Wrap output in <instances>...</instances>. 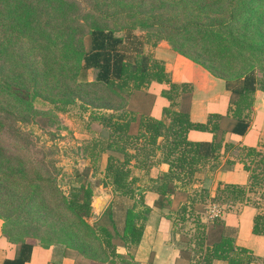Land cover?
<instances>
[{
    "label": "trees",
    "instance_id": "1",
    "mask_svg": "<svg viewBox=\"0 0 264 264\" xmlns=\"http://www.w3.org/2000/svg\"><path fill=\"white\" fill-rule=\"evenodd\" d=\"M138 28L151 48L165 40L175 53L226 81L232 94L229 113L192 122L182 102L193 85L174 83L151 52L138 51L132 58L124 52L121 34ZM89 72L94 79L89 80ZM155 86H162L159 93ZM259 91L264 93V0H0V220L8 241L22 246L17 259L3 264H25L33 248L30 241L44 248L63 245L78 264L81 257L101 264L121 258L116 237L126 247L139 246L154 211L147 193L168 199L176 182L188 186L221 150L238 149L224 144L226 135L247 133ZM38 100L49 108H37ZM134 100L139 107L133 108ZM79 101L91 108L89 127L98 123L107 134L86 144L87 157L99 170L102 155L109 153L102 184L133 201L121 233L88 222L96 216L95 186L85 182L65 193L47 168L44 145L28 131L50 128L58 123V113ZM156 103L161 105L159 117L153 114ZM192 131L210 133L213 141L194 142ZM12 155L29 156L40 171L31 177L26 170H14ZM239 160L250 175L247 188L219 185L211 201L227 206L245 202L249 193L259 195L261 201L252 203L258 209L253 232L264 236V152L242 148ZM133 162L148 175L160 163L170 168L151 179L152 188L142 190ZM19 178V188L13 189L12 180ZM25 187L29 193L20 191ZM201 198L206 204L208 191L203 189ZM196 203L191 199L181 207V221L200 211ZM17 215L27 221L22 223L26 232L19 227L13 233ZM196 222L193 239L185 243L196 264H254V255L222 232V218L204 223L197 217Z\"/></svg>",
    "mask_w": 264,
    "mask_h": 264
},
{
    "label": "crops",
    "instance_id": "2",
    "mask_svg": "<svg viewBox=\"0 0 264 264\" xmlns=\"http://www.w3.org/2000/svg\"><path fill=\"white\" fill-rule=\"evenodd\" d=\"M143 34L133 32L125 35L124 52L132 58V54L143 51L145 46ZM154 59L161 61L167 73L172 77L174 83L193 85L192 94L184 97L185 109L190 114L194 123H206L211 114L227 115L231 106V92L226 81L214 77L202 66L193 63L188 58L175 53L168 43L162 42L156 48H151ZM155 93H159L162 86H155ZM182 97V98H183ZM159 99V103H161ZM153 108V114L160 116L161 105ZM164 104V103H163ZM190 140L200 143H210L213 135L207 132L192 131L189 134ZM226 143H233L238 149L230 151L221 150L209 162L200 167L197 180L201 188L209 193L210 201L216 196V189L219 185H237L246 187L249 184L250 175L245 170L239 156L242 148H257L264 152V93L259 91L252 109L250 126L244 136L228 133L225 138ZM234 164H229V163ZM169 165L160 163L150 171V179H157L162 174L169 171ZM179 182H176V186ZM147 188L148 185L142 184ZM110 193V191H109ZM112 200L106 198L104 194H96L101 201H96V205L101 209L94 208L95 215L104 220L108 208L122 203V228L116 226L114 213L109 215V222L112 225V232L123 231L125 213L131 201L119 195L112 194ZM158 195L148 192L146 199L150 204H154ZM174 199L172 195L170 201ZM107 200V201H103ZM113 200L114 203H113ZM128 203H127V201ZM158 200V199H157ZM260 196L252 193L248 194L245 202H237L227 205V211L222 217L225 227L222 232L235 239L236 245L245 248L256 258L254 264H264V236L256 235L253 232L254 219L258 214V209L252 204L260 202ZM212 202V201H211ZM226 206V205H225ZM174 213H164L154 210L148 219L141 243L137 247H126L123 242L117 243V253L121 258L115 259L112 263L106 264H190L184 257V244H180V237L174 227ZM113 216V217H112ZM117 227V228H116ZM119 238V237H118ZM120 239V238H119ZM121 240V239H120ZM33 244L31 255L25 264H78L75 255L63 245H55L51 248H44L39 241H30ZM21 244L13 245L3 234V222L0 220V264L6 260L17 259L21 254ZM77 260V261H76ZM97 264V263H93Z\"/></svg>",
    "mask_w": 264,
    "mask_h": 264
},
{
    "label": "rangeland",
    "instance_id": "3",
    "mask_svg": "<svg viewBox=\"0 0 264 264\" xmlns=\"http://www.w3.org/2000/svg\"><path fill=\"white\" fill-rule=\"evenodd\" d=\"M138 33H142L143 36H145L144 32L140 30L139 28L135 30ZM134 31V32H135ZM123 37L126 35L122 33ZM166 42L167 41H162ZM161 42V43H162ZM89 43V40L87 41V44ZM147 46H145L143 50V54H147L151 51V46L149 44L145 43ZM130 56H135V54H132ZM95 73L89 72L88 78L89 80L94 79ZM182 102V101H181ZM185 102H182L183 107H185ZM134 107L141 103L139 101L134 100L133 103ZM36 107L39 109H48L49 106L43 101L38 100L36 103ZM129 108V107H128ZM130 109V108H129ZM91 108L85 109L82 106V102L79 101L75 106H72L67 112L58 113V123L54 124L50 128H38L35 127L32 129V127L28 128L30 130L28 131H34V133L38 136V141L40 139L41 145H44L45 150L43 151L44 159L46 160L48 164V169L51 171L52 176L57 178V184L62 188V190L65 193H68L70 188L72 186H77L82 183H88L91 182L95 188H94V196L96 194H104L106 198L112 200V191L111 189L104 188L102 181L105 178V170L108 164V156L109 153H105L102 155L101 160L99 162V170H96L95 166L93 165V162L89 157H87V153L85 152L86 144L91 142L94 138L101 137L105 138L107 137L106 132H103L101 127L98 125V123H92L89 127V123L91 122ZM135 131L136 128H135ZM11 153V152H10ZM122 157V156H120ZM161 153L159 152L156 158H160ZM123 158V157H122ZM12 165H15L16 167L14 170H26L30 174L31 177H35L36 174L34 171H40L37 166H33L30 162L29 156L26 158L18 157L16 158L14 155L11 157ZM23 162V163H20ZM133 175L139 177L140 182L137 184L142 190H147L153 187L152 180L150 179V175L146 174L144 171L138 169L135 167V163H132ZM17 171H14V173ZM87 172V175L82 176ZM22 174V173H21ZM25 175V174H24ZM23 175V176H24ZM81 175V177H79ZM198 174L195 176V180L191 182L188 186H184L179 182L176 187V191L174 194V199L170 201L172 195L168 199H162L158 194V200L154 202V210H159L164 213H174V227L176 228V233L180 237V244H184L185 246V252L184 257L190 261V264H196L195 261L192 260V257L194 256L193 252L189 249L188 245H185V243L191 239H193V236L196 231V219L197 217H201L202 221L205 223V214L207 211V207L211 205L210 200L203 204L201 202V193L203 189L201 188V184L198 183L197 180ZM38 180V179H37ZM19 179H13L12 180V187L13 189L19 188L18 182ZM41 183V182H39ZM142 184L148 185L147 188L144 186L142 187ZM20 191L29 193L30 189L20 188ZM110 191V193H109ZM113 194V193H112ZM191 199H196V207L198 212L195 213V215H187L188 220L183 222L180 220L179 216V210L184 204H187L190 202ZM129 200V199H128ZM115 200H113L114 203ZM127 201V200H126ZM131 201V200H130ZM94 202V200H93ZM128 203V201H127ZM133 201H131L132 205ZM129 207V206H128ZM94 208V207H93ZM205 209V210H204ZM122 203L117 204L108 208L107 214L104 217V220L101 221L99 219L100 217L93 216L88 220V222L91 225L104 224L107 225L110 230H112V225L109 222V215L114 213V217L116 218V226H118V229L122 228ZM113 217V216H112ZM16 221L12 225L13 233L18 234L19 233V227H23V224H27V221L23 216L17 215ZM26 219L27 217L26 213ZM26 221V223H25ZM176 221V225H175ZM16 227V228H15ZM15 228V229H14ZM117 228V227H116ZM25 229V228H24ZM26 232V229H25ZM115 244H121L122 240H120L118 237L114 239ZM191 248H195L196 243L193 241L191 242ZM81 261V262H80ZM79 262L81 264H101L100 261H96L94 259L87 260L81 257V260L79 259Z\"/></svg>",
    "mask_w": 264,
    "mask_h": 264
},
{
    "label": "built area",
    "instance_id": "4",
    "mask_svg": "<svg viewBox=\"0 0 264 264\" xmlns=\"http://www.w3.org/2000/svg\"><path fill=\"white\" fill-rule=\"evenodd\" d=\"M227 211V206L211 203L207 207V211L205 214L206 223H209L217 218H222L225 212Z\"/></svg>",
    "mask_w": 264,
    "mask_h": 264
},
{
    "label": "water",
    "instance_id": "5",
    "mask_svg": "<svg viewBox=\"0 0 264 264\" xmlns=\"http://www.w3.org/2000/svg\"><path fill=\"white\" fill-rule=\"evenodd\" d=\"M93 200H94V202H93L92 206H93L95 209H99L98 211L101 212V209L96 205V201H101V198H98L97 196H94V197H93ZM103 201H107V200H103Z\"/></svg>",
    "mask_w": 264,
    "mask_h": 264
}]
</instances>
